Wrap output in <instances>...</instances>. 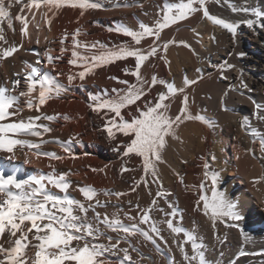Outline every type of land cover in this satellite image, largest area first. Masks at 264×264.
Returning a JSON list of instances; mask_svg holds the SVG:
<instances>
[{
	"label": "bare ground",
	"instance_id": "bare-ground-1",
	"mask_svg": "<svg viewBox=\"0 0 264 264\" xmlns=\"http://www.w3.org/2000/svg\"><path fill=\"white\" fill-rule=\"evenodd\" d=\"M96 2L100 3L102 8L87 10L83 16H80L79 9L68 7L60 9L52 20L50 29L46 26L47 43L38 47L27 45L28 38L22 39L20 36L21 25L15 20V16L20 12V5L13 4L9 10L15 31L7 27L6 21L0 25L4 28V35L8 41L3 47L16 45L19 49L13 56L0 59V86L11 88L12 81L17 79L21 81L22 74L26 70V62L41 73L55 77L60 84L68 87V91L59 97H53L41 109L43 114L54 116L55 119L51 122L45 120L37 122L53 129L44 136V139L50 142L42 145L41 151L56 153L65 158L49 160L46 157L36 158L30 154L29 164L37 166V169L33 170L30 169L29 164H24L23 151L17 150L11 161H3L4 169L9 172L16 170L19 179L38 178L51 171L49 167L51 164L57 173H69L68 195L85 204L88 202L83 200L79 192L80 187L92 186L101 193L104 191L128 193L120 199L115 195L101 194L98 199L105 206L95 209L101 215L105 213L109 216L118 215L125 224L133 222L125 219V214L137 217L135 222L139 223L138 211L151 206L150 216L160 229V237H154V243L139 237L131 238L133 245L139 250V255L137 252L130 253L131 264H187L184 253L178 247L184 236L174 235L168 229L166 220H173L175 226L183 227L187 231L195 230L197 242L204 245L202 251L208 264H264V158L259 150V139L257 138L253 143L254 137L246 134L240 127L241 120H244L250 122L249 131L259 130L264 134V120L257 118L256 110L257 104L264 106V28L259 26L248 28L243 21L255 17L244 11H233V7L236 9L247 7L264 12V0H230V3L220 4L215 0H209L207 6L211 14L228 21L240 22L235 42L230 33L219 26H214L203 17L201 12H196L188 19L162 30L160 39L156 41L158 52L144 62L142 75L149 81L154 76L157 81L162 80L177 88L185 87V80L196 81L185 87L188 110L192 115L199 114L205 117L212 126L209 127L208 124L195 120L181 123L177 129L178 138L175 140L168 138V146L163 154L164 163L158 164L162 188L161 184L155 183L148 175L146 176L148 186L145 187L141 183L134 192L131 189L135 181L144 175L141 159L134 155L122 157L120 151L112 150L115 143L126 142L129 138L117 133V140L109 143L107 133L103 129L102 114L97 115L92 112L88 105L89 95L101 94L104 90H107L109 95H113V89L126 87L110 77L136 83L135 77L125 75L123 71L125 68L134 70L135 59L129 57L106 67L97 68L94 75L86 76L84 81L77 78L71 86H68L67 75L81 70L68 63L72 58L71 34L80 29L82 34L78 39L82 42L90 44L99 41L109 48L127 42L132 47L146 51L154 37H148L141 41L140 45H134L130 38L115 31L110 32L108 29L121 24L133 30H138L140 23L153 26L162 18V13L158 15V12H161L165 3H178L179 0H96ZM22 3H27V0H22ZM42 11L45 9L42 8ZM35 12L38 10L35 9ZM24 14L28 20H32V11L25 9ZM31 20L29 33L32 32L34 25ZM66 32L68 39L63 46L69 50L61 54L60 41ZM182 42L190 47H184ZM164 43H169L166 51L162 48ZM49 49L53 53L52 55L49 53L51 56L59 57L54 59L53 64H49L45 56V52ZM240 53L245 55L240 57ZM37 60L41 63L37 64ZM226 64L234 67H222ZM17 73L19 76L16 75ZM60 73L62 75H58ZM242 80L246 87L241 86ZM21 85L22 81L19 88ZM161 92H166V88L157 83L142 99L154 100ZM183 96L184 94L178 93L170 101H166L170 104L168 113L170 116L175 117L179 114ZM137 104L143 107L141 101ZM130 107L132 113H135L136 105ZM225 107L227 110H224ZM123 114L128 120L133 118L128 109L123 110ZM29 115L34 116L37 113L29 112L27 109L21 114L24 119ZM17 119L19 117H10L4 123ZM73 137L80 143L66 144L70 153L65 152L60 144L52 142L55 140L67 142ZM27 139L37 140L35 137H27ZM229 142L233 145L231 148ZM249 149L253 151L250 152ZM8 155L10 154L0 153V157ZM213 155L215 160L212 159ZM233 156L236 158L233 159ZM202 157L204 159H201ZM205 160L211 170L220 174L217 191L225 193L230 200L236 202L244 217L241 221L229 220L226 223H238L246 233L250 234L252 237L250 240L245 241L239 228L226 227L225 223L219 220L213 226L210 215L204 214L202 202L197 209L196 202L200 195L198 186L205 179L203 168ZM122 166L131 170L121 173ZM93 168L104 171L93 172ZM193 185L197 187H191ZM162 190L167 194L157 197L156 193ZM48 191L63 195L50 185ZM203 194L211 198L210 180L205 182ZM153 199L157 201L154 206L151 205ZM129 201L132 202L131 205ZM169 203L173 205L172 208L169 207ZM137 204L139 209L136 208ZM174 209L175 217L170 215ZM92 215L93 213L89 211L88 216L91 218ZM139 227L148 230L147 225L141 224ZM107 235L114 239L117 236L112 232H107ZM3 241L4 237H0V243ZM5 247L8 245L5 244ZM120 247H127V244H121ZM184 249L187 255L193 254L190 243L185 244ZM31 254H34V250ZM141 255L146 258L141 260ZM122 257V252L109 256L113 261Z\"/></svg>",
	"mask_w": 264,
	"mask_h": 264
},
{
	"label": "snow or ice",
	"instance_id": "snow-or-ice-1",
	"mask_svg": "<svg viewBox=\"0 0 264 264\" xmlns=\"http://www.w3.org/2000/svg\"><path fill=\"white\" fill-rule=\"evenodd\" d=\"M217 4L221 2L230 3V0H215ZM209 0H179L178 3H165L161 12L162 18L157 20L153 26L143 23L138 25V30L119 25L115 28H110L108 31H115L119 35L130 38L134 45H140L141 41L148 37H154L149 48L145 51L142 48L132 47L129 43L124 42L115 44L109 48L106 44L94 41L92 43L82 42L78 37L82 34L80 29H77L71 34V59L68 61L70 65L81 69L75 73L67 75L68 86H71L73 81L79 78L84 81L86 76L94 75L95 69L106 67L116 61L126 60L129 57L135 59V69H123L125 75L135 77L136 83H129L127 80L117 77H110L117 83L126 85L124 89H113V95H109L107 90L97 95H89V108L97 115H101L104 120L103 129L107 133L109 143L117 140V133L124 137H128V141L115 143L112 150L120 151L122 157H130L132 155L139 157L142 161L143 173L138 181H135L131 191H135L141 183L145 187L148 186L146 176L150 175L154 182L161 184L158 175V164L164 163L163 154L168 146V138L177 139V129L180 124L187 120H195L201 123H211L205 117L197 114L192 115L188 110V96L185 93V87L196 83V81H184L185 87L177 88L172 84H166L164 81H157L156 77H152L149 81L142 73L141 69L144 62L149 57L155 56L158 52L156 41L160 39V33L163 29L170 27L173 24L188 19L192 14L201 12L203 17L210 21L214 26L226 30L231 34L233 42L238 36V28L240 22L228 21L224 18L217 17L210 13L208 8ZM13 4L20 5V12L15 16V20L21 25L19 32L21 38H30L28 27L30 21L24 14L25 9L29 12L32 9H45L40 13L41 20L46 26L50 25L55 18L57 12L65 7L79 9L80 16H83L87 10H96L102 8V5L96 0H27V3H22V0H0V25L5 21L7 27L15 31L13 26L12 16L9 10ZM132 7L134 5H124ZM140 6V5H135ZM119 7V5H117ZM233 11H244L255 17L243 21L248 28L253 29L256 26L264 28V12L257 9L243 8ZM51 13V15H49ZM31 22L39 30V22L36 20V13L32 12ZM68 39L67 32L61 39L60 53L68 51L64 47L65 40ZM39 42V39H37ZM8 41L4 35V28L0 27V59H6L13 56L19 49L16 45L3 47ZM183 43V42H182ZM22 46V45H21ZM184 47H190L183 43ZM169 47V43H164L162 48L164 51ZM83 49L84 51H79ZM94 50V51H93ZM45 52L49 64H53L54 59L49 53ZM240 57L245 54L240 53ZM163 59V57H161ZM37 64L41 61L37 60ZM167 63V61H165ZM27 69L24 76L25 89H20L21 81L19 79L11 82V88L0 86V153L10 154L7 157H0V237H4L3 243H0V264H131V252L139 250L133 245L131 238H142L144 241L153 242L154 237H160V229L156 222L152 220L150 213L152 207L138 211L139 223H136L137 217L125 214V219L133 221L130 224H125L118 215L109 216L108 214L101 215L96 212L97 207H104L98 199L99 195L112 196L117 199L128 193H110L108 191L98 192L92 186L80 187L83 200H77L68 195L70 189V181L67 179L69 173H57L55 168L50 164L51 169L47 174H42L37 177H29L27 179H19L16 170L7 171L3 167V161H11L15 157L17 150L24 153V164H29L30 154L36 158L46 157L49 160H63L65 157L52 152L41 151L42 145L49 143V140L44 139V136L53 131L48 125L37 123L38 121H53L54 116L46 115L41 112L42 107L53 97H59L62 93L68 91V87L60 84L55 77L49 76L48 73H41L36 67L28 65L25 62ZM222 67H234L233 65H224ZM199 71V69H197ZM19 76V73L16 74ZM62 75V73L58 74ZM159 83L164 85L166 92L158 93L154 100L142 99L149 93V89ZM241 86L246 87V84L241 81ZM83 87V85H81ZM178 93L184 94L182 106L179 109V114L175 117L170 116V101ZM227 93H225L226 95ZM38 97V99H37ZM21 98H24L21 103ZM141 101L143 107L137 104ZM136 105L135 113H132L130 106ZM27 108L29 112L35 111L37 115H29L24 119L21 114ZM128 109L132 119L128 120L123 114V110ZM224 110H227L225 107ZM257 118L264 120V106L257 104ZM10 117H19L16 121L4 123ZM68 119V117H64ZM240 127L246 134L254 137L253 143L259 139V150L264 158V134L259 130H250V122L241 120ZM27 137H35L37 140L27 139ZM60 144L65 152L70 153V149L66 144L73 142L80 143L75 137L67 142L59 140L52 141ZM252 152V149H249ZM254 154V152H253ZM75 159L74 156H72ZM201 159H204L203 157ZM215 160V156H212ZM204 181L198 186L200 189L199 199L196 202L197 209L201 202L205 215H210L213 226L216 221L225 223L226 227H236L240 229L241 236L245 241L252 237L246 233L244 228L238 223L228 224L226 221H241L244 219L239 206L236 202L230 200L225 193L217 191V185L220 182V174L210 169L209 163L205 160ZM131 169L121 167V173ZM93 172L104 171V169H92ZM211 181L212 196L209 199L203 192L205 182ZM181 183L183 180L181 179ZM55 188L63 195L48 191V186ZM188 187L187 185L185 186ZM197 187L195 185L191 186ZM163 190L156 193L157 197L165 196ZM131 205V201L128 202ZM157 201L152 200L151 205H156ZM169 207L173 205L169 203ZM139 209V205H136ZM89 211L93 213L92 217L88 216ZM173 217L176 215L174 209L170 213ZM168 229L174 235H183L184 240L178 244L181 252L184 253V259L187 264H208L205 260L202 249L203 243L197 242L195 230L187 231L183 227L175 226L173 220H166ZM147 225L148 230L145 231L139 225ZM107 232L116 233L114 239L107 235ZM7 234V235H6ZM31 234V235H30ZM13 238H15L13 240ZM35 241V243H33ZM106 241V242H104ZM139 243V240H137ZM191 244L192 255L185 253L184 245ZM5 244L8 247H5ZM121 244H127V247L121 248ZM34 250V254H31ZM123 253L120 260L113 261L109 258L110 255ZM159 253V249H157ZM243 254V253H242ZM141 260L145 259L143 255Z\"/></svg>",
	"mask_w": 264,
	"mask_h": 264
},
{
	"label": "rangeland",
	"instance_id": "rangeland-1",
	"mask_svg": "<svg viewBox=\"0 0 264 264\" xmlns=\"http://www.w3.org/2000/svg\"><path fill=\"white\" fill-rule=\"evenodd\" d=\"M42 9V8H41ZM41 9L40 10H38V12H35L36 13V15H37V18H36V20H37V22H40V24L42 25L43 24V21H40V13H41ZM39 16V17H38ZM39 18V19H38ZM40 25V26H41ZM31 46H33V45H35V44H30ZM50 54L52 55L53 53H51L50 52ZM26 71H27V69L24 71V73L22 74V85H21V88L20 89H24V75L26 74ZM23 100H24V98L23 99H21V103H23ZM24 110H27V108H25ZM228 145H229V147L231 148V146H233V145H231V142H229L228 143ZM236 157L235 156H233V159H235ZM35 165L34 164H29V167H30V169H33V170H36L37 169V166L36 167H34Z\"/></svg>",
	"mask_w": 264,
	"mask_h": 264
}]
</instances>
